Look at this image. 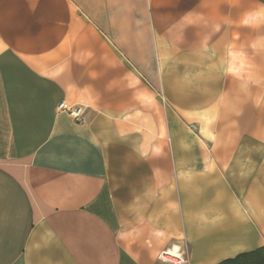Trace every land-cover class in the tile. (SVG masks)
I'll return each instance as SVG.
<instances>
[{
	"label": "crops",
	"instance_id": "1",
	"mask_svg": "<svg viewBox=\"0 0 264 264\" xmlns=\"http://www.w3.org/2000/svg\"><path fill=\"white\" fill-rule=\"evenodd\" d=\"M174 243L264 247V0H0V264Z\"/></svg>",
	"mask_w": 264,
	"mask_h": 264
},
{
	"label": "built area",
	"instance_id": "2",
	"mask_svg": "<svg viewBox=\"0 0 264 264\" xmlns=\"http://www.w3.org/2000/svg\"><path fill=\"white\" fill-rule=\"evenodd\" d=\"M58 110L67 111L75 120H81L83 107L81 105H68L64 101L57 103ZM158 259L165 264H187L188 257L184 246L174 243L158 253Z\"/></svg>",
	"mask_w": 264,
	"mask_h": 264
},
{
	"label": "trees",
	"instance_id": "3",
	"mask_svg": "<svg viewBox=\"0 0 264 264\" xmlns=\"http://www.w3.org/2000/svg\"><path fill=\"white\" fill-rule=\"evenodd\" d=\"M217 264H264V247L240 252L236 256L224 259Z\"/></svg>",
	"mask_w": 264,
	"mask_h": 264
},
{
	"label": "rangeland",
	"instance_id": "4",
	"mask_svg": "<svg viewBox=\"0 0 264 264\" xmlns=\"http://www.w3.org/2000/svg\"><path fill=\"white\" fill-rule=\"evenodd\" d=\"M157 264H165V263H163V262H161V261L159 260V262H158Z\"/></svg>",
	"mask_w": 264,
	"mask_h": 264
}]
</instances>
